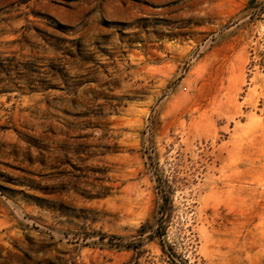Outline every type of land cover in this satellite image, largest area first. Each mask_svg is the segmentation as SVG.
<instances>
[{"label": "rangeland", "instance_id": "1", "mask_svg": "<svg viewBox=\"0 0 264 264\" xmlns=\"http://www.w3.org/2000/svg\"><path fill=\"white\" fill-rule=\"evenodd\" d=\"M0 264H264V0H0Z\"/></svg>", "mask_w": 264, "mask_h": 264}]
</instances>
